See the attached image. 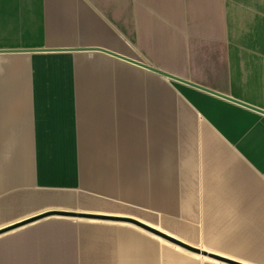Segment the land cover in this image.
<instances>
[{"label":"crops","instance_id":"0c3cea01","mask_svg":"<svg viewBox=\"0 0 264 264\" xmlns=\"http://www.w3.org/2000/svg\"><path fill=\"white\" fill-rule=\"evenodd\" d=\"M69 47L234 100L100 51L0 54V229L121 216L221 260L130 222L49 215L1 232L0 264H264V0H0V49Z\"/></svg>","mask_w":264,"mask_h":264},{"label":"water","instance_id":"95a60500","mask_svg":"<svg viewBox=\"0 0 264 264\" xmlns=\"http://www.w3.org/2000/svg\"><path fill=\"white\" fill-rule=\"evenodd\" d=\"M37 51H67V52H72V51H100V52H103V53H106V54H109L113 57H116V58H119L121 60H124L126 62H129V63H132L134 65H137L139 67H142V68H145L147 70H150L152 72H155L169 80H172V81H182L184 83H187L189 85H192V86H195V87H198L202 90H205V91H208V92H212L214 94H218L220 96H224L226 98H230V97H227L225 95H222L220 93H217V92H214V91H211L210 89H207L206 87H203V86H200V85H196V84H193L187 80H184V79H181L180 77H177L176 75L172 74V73H169L167 71H164L162 69H159V68H156L152 65H149L141 60H138V59H134V58H131V57H128V56H125V55H122V54H119L117 52H114V51H111V50H108V49H105V48H101V47H69V48H39V49H28V48H16V49H0V54H5V53H20V52H37ZM231 99V98H230ZM231 100H234V99H231ZM249 106V105H247ZM49 215H63V216H72V217H88V218H100V219H110V220H119V221H126V222H130V223H133L143 229H146L148 231H150L151 233H154V234H157L159 236H161L162 238L166 239L167 241L169 242H172L188 251H191V252H194V253H199V254H202V255H206L208 257H211V258H215V259H219L221 260V257H218L216 255H212V254H209L207 253L206 251H201L200 249L198 248H195V247H191L190 245L178 240L177 238L171 236V235H168L166 233H163V232H160L156 229H154L153 227L145 224V223H142L141 221L139 220H136V219H133V218H127V217H121V216H107V215H98V214H90V213H82V212H77V211H66V210H49V211H45V212H42V213H39L37 215H34V216H31V217H28L26 219H23V220H20V221H17L15 223H11L10 225L0 229V233L1 232H5V231H8V230H11L17 226H20L22 224H25V223H29V222H32V221H35L37 219H40V218H43V217H46V216H49Z\"/></svg>","mask_w":264,"mask_h":264},{"label":"rangeland","instance_id":"374dc122","mask_svg":"<svg viewBox=\"0 0 264 264\" xmlns=\"http://www.w3.org/2000/svg\"><path fill=\"white\" fill-rule=\"evenodd\" d=\"M102 10L104 12H106L107 14H112L115 10V7L112 6V5H108L106 3H104L103 1L98 4ZM119 16V22H122L124 23V18H125V12L124 10L122 11H119V13L117 14ZM122 25V24H121ZM5 56H0V80H3L6 78V76L10 77L12 76V72H7L5 69H6V60L4 58ZM10 66V65H9ZM4 118L3 115H0V120H2V118ZM70 201H67V202H73L76 204V202L78 201H81V200H84V201H88V200H91V199H88V197L86 196H82V195H78V194H71L70 196ZM13 210H6L4 207L2 208V210H0V222H4L5 220H7L8 218H11V215H8L6 212H11ZM166 225L167 227H174L176 226L175 223L171 222V221H166Z\"/></svg>","mask_w":264,"mask_h":264}]
</instances>
